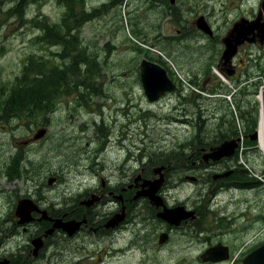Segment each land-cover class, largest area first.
I'll use <instances>...</instances> for the list:
<instances>
[{
  "label": "rangeland",
  "instance_id": "rangeland-1",
  "mask_svg": "<svg viewBox=\"0 0 264 264\" xmlns=\"http://www.w3.org/2000/svg\"><path fill=\"white\" fill-rule=\"evenodd\" d=\"M18 1L22 2L21 14L9 16L6 11ZM36 1L0 0V114H16L14 119L0 120V259H8L10 264H200L196 256L207 243L200 241L210 238L214 243V230L233 229L222 239H254L246 228L242 235L238 230L255 217L261 225L264 216V152L257 138L261 109L258 93L264 90V42L246 41L225 60L224 38L241 18L264 21L261 0H174L173 4L170 0ZM200 15L213 32L211 38L192 25ZM66 32L80 39L79 50H72V56L80 57L84 51L88 56L67 64L85 68L87 60L95 58L94 66L84 73L90 78L99 69L98 81L94 79L89 85L82 72L76 79L62 70L52 83L58 85L51 101L52 112L28 116L25 112L40 109L32 110L31 105L27 110L21 105L24 111L7 108L5 101L24 58L34 52L35 57L54 59L52 53L59 51L55 38ZM107 50L108 57L104 56ZM142 58L167 68L176 91L149 102L139 78ZM58 69L64 68L58 65ZM191 87L226 94L213 97ZM242 112L252 114L249 124L246 117L240 118ZM43 127L47 135L33 140ZM244 129L250 133L233 160L248 169V175L240 173L235 179L247 181L251 187L213 183L214 194L208 202L197 201L194 190H209V182H213L210 176L206 184L188 182L183 176L192 174L187 169L197 157L199 144L215 143ZM143 163L148 177L151 169L168 164L170 189L176 191L166 187L165 192L179 202L203 205L197 226L203 236L188 241L187 232L179 234L182 237L172 234L171 248L159 247L157 236L146 244L132 235L134 218L129 216L124 224L128 229L122 226L110 232L89 224V235L77 234L66 249L54 255L51 236L47 241L52 244L40 252L29 244L35 236L42 237L46 222L34 223L26 232L16 222L14 211L20 198H31L51 211L56 199L69 203L93 194L85 203L90 205L102 189L100 180L105 183L103 190L110 185L123 187L130 176L142 174ZM50 176H57L61 182L49 184ZM228 185V189L223 188ZM88 189L80 197L71 196ZM134 192L130 189L126 198ZM118 207L114 199L105 197L97 211L106 222L120 210ZM143 230L149 231L150 225L145 224ZM158 231L154 229L155 235ZM129 242L139 250L129 247Z\"/></svg>",
  "mask_w": 264,
  "mask_h": 264
},
{
  "label": "flooded vegetation",
  "instance_id": "flooded-vegetation-1",
  "mask_svg": "<svg viewBox=\"0 0 264 264\" xmlns=\"http://www.w3.org/2000/svg\"><path fill=\"white\" fill-rule=\"evenodd\" d=\"M206 145V146H205ZM212 146V143H200L198 148H197V157L194 159V162H191V165L194 167H191L188 169V171L192 172L190 175H183L185 176L184 178L193 182V183H208V178L209 176L213 180V182H209L211 184V189L209 190H194V194L196 195V200L197 201H206L210 199V197L213 196L214 194V187L213 183H240L241 185H247L248 182L244 180H236L235 178L240 174V173H247L248 170L241 168L236 165L235 162H232V160H219V161H204L202 158V153L204 150H208L209 147ZM137 153V151H135ZM132 155V154H131ZM164 166V164H162ZM152 166V165H151ZM150 166V168H151ZM146 164L143 163L140 166L142 174H139L134 177H129V180H126L125 186L123 187H116L114 185H110L107 189H104L105 183L103 180H100L102 184V189H99L96 195L98 196L95 204L98 202L99 205H92L91 206H86L83 205L80 201L78 200H71L69 203L67 201H61L57 202L58 200L56 199L54 202V218H61L62 221H67V220H76V221H82L80 227L73 232L72 234H68L67 232L61 230V229H54V255L58 254L62 249H66L70 243L72 242L71 238L76 236L77 234H81L82 232L85 231V227H88L89 224L91 226L96 227H104L106 228V222L103 218V215H99L97 209L102 203L103 198H112L115 200L117 204H119V207L123 212H124V217L123 219L115 225L113 228H116L119 226L127 217L128 214H131L133 216V221H132V235L136 236L137 238L145 241L146 244H151L155 240V236H157V239L160 234H164L167 236L164 242L159 243V247H169L171 248L172 245H170V241L172 238V234H183V233H188L187 236L185 237L186 240L191 241L193 236H203L202 232L197 229V226L199 225V220L202 216V209L203 205L199 202H194V204H191V201L185 200L183 202L177 201L175 198L172 199L169 195L170 193L165 192V190L158 191L157 197L155 198L154 196H149V193L144 191L146 195L150 197L153 203L150 202V199L147 197H139L135 198L133 197L134 194L136 193L137 189L140 188V184L143 182V179H150V178H145L148 177L145 172ZM232 170L231 175L225 178L221 179H214L213 176L218 174L217 172L221 173L225 170ZM197 171H203L201 173H194ZM149 175H153V169H151L149 172ZM162 173L164 176V181L166 183V186L170 189L171 188V177H170V170L169 166H165L162 169ZM208 175V176H207ZM144 176V177H142ZM138 178V180H136ZM130 179H133L132 182H130ZM180 180V177L178 178ZM61 180L56 177L54 180V186H56ZM118 183V182H117ZM82 184V183H81ZM135 189L134 194H132L131 198H126V194L130 189ZM88 190H85L81 193L78 194H71L73 198L80 197L84 194H86ZM173 192L176 191V189H170ZM159 200V201H158ZM63 202L66 203L64 206H60V204H63ZM158 202V203H157ZM162 202V203H161ZM191 204L190 207L188 204ZM78 204V206H76ZM131 205V207H130ZM179 206H184L185 209L188 211H192V214L188 216L186 212H184ZM172 209V210H171ZM181 209V210H179ZM169 212H176V217H173L170 214H167ZM164 211V214L162 215L165 219L158 217V213ZM78 212H82L81 215H78ZM78 215V216H75ZM264 215V214H263ZM186 216V217H185ZM168 217L170 219H168ZM182 218V219H180ZM177 219V220H176ZM180 219V220H179ZM263 223L261 225H258L256 221L258 220L257 217L250 219L245 225L243 229H239L238 233L240 235L243 234V230L246 228L247 229V234H253L254 239H244L241 237L237 241H231L228 239H222V235L224 233L230 234L229 231L233 229H226L225 232L221 233L218 235V231L214 230L213 234H211L212 237L216 238L214 243H210V238H203L200 242L203 243V241H207L206 244H204L205 249L210 247L213 244H221L225 245L228 255L225 259H222V256H217V258L220 259H204L202 257V249L198 252V255L196 258L198 259V262L200 264H246V259L248 257V254L255 250L256 248L260 247L262 244H264V216L262 217ZM172 220V221H170ZM179 220V221H178ZM47 223H50L46 221ZM134 223V225H133ZM150 225V230L149 231H144L145 224ZM113 228H106V229H113ZM129 227L126 226L124 229H128ZM97 228H94L96 230ZM99 229V228H98ZM156 230H159L156 235L155 232ZM24 231H27V228H24ZM64 237L65 239L56 241V239L59 236ZM101 235H104L101 233ZM181 236V235H179ZM182 237V236H181ZM70 239V240H69ZM137 239V240H139ZM52 244V243H51ZM49 243V245H51ZM129 247L133 248L134 250H139L136 247H133L131 243L129 242ZM76 249V246H75ZM32 251V248H31ZM30 251V252H31ZM49 254V253H47ZM187 257V256H185ZM46 258V255H45ZM101 260V259H99ZM224 262V263H223Z\"/></svg>",
  "mask_w": 264,
  "mask_h": 264
},
{
  "label": "trees",
  "instance_id": "trees-1",
  "mask_svg": "<svg viewBox=\"0 0 264 264\" xmlns=\"http://www.w3.org/2000/svg\"><path fill=\"white\" fill-rule=\"evenodd\" d=\"M31 1L37 2L36 0H31ZM59 1L63 3L62 0ZM21 12H22L21 1H18L17 4H15L12 8H9L6 11V13L9 14V16H11L10 14L20 15ZM70 12L71 11L67 12L65 16L69 17ZM45 28L48 29L47 27ZM47 31L49 33H52L50 30ZM55 39H56V45L59 47V51H57V53L55 54L52 53L55 56L54 59L46 58L44 56L43 58L35 57V55L37 54L36 53L34 54V52L29 53L24 58L20 73L18 75H15L13 78L14 84L11 95L7 99V101H5L6 102L5 105L7 108L15 111H24L23 109L27 110L28 106L31 105L32 110L40 109L39 111H35L32 113L25 112L26 115L28 116H37L39 113H45L46 111L52 112L54 110V105L51 104V101L58 86V85L55 86L52 83L56 82L57 80L55 74L61 72L62 70L63 71L66 70L65 72H68V75H70L71 77H75L76 79H79V71L82 72L84 74V78L89 82V85H91V82L94 79L98 81L99 73H100L99 69H95L96 70L95 75L91 76L90 78H88L87 74L84 73L86 72V68L94 66L96 62L95 58L87 60V65L85 68L79 66V69H77L76 67H74L72 62L69 65L67 64L68 61H77L79 58L82 57L88 58L85 51L83 55L80 57L72 56V50L73 51L79 50L77 43L80 41V39L78 36H74L71 32H66L64 34L57 35ZM71 40H74V42L71 43ZM64 43H69L70 46L64 45ZM135 48L139 49L137 46ZM109 54L110 51L107 50L104 56L108 57ZM58 65H61L64 69L55 70V68ZM30 72L35 73V75L30 76L29 75ZM16 81L17 83H15ZM94 91L98 92L97 90ZM17 93L20 95L18 96ZM23 98H24V102L22 101ZM21 105H23V109L22 108L20 109ZM78 105L85 106L84 104H78ZM15 115L16 114L13 115L0 114V120L2 119L6 121V120L14 119ZM245 117H246V123L249 124L252 120V114H249L248 112H242L240 118L243 119ZM237 134L238 132L234 134L231 132L232 137L236 136ZM231 136H225V137H231ZM223 138L218 139V141L215 144L219 143Z\"/></svg>",
  "mask_w": 264,
  "mask_h": 264
},
{
  "label": "water",
  "instance_id": "water-1",
  "mask_svg": "<svg viewBox=\"0 0 264 264\" xmlns=\"http://www.w3.org/2000/svg\"><path fill=\"white\" fill-rule=\"evenodd\" d=\"M261 6L263 7L262 9L264 11V0L261 2ZM196 25L200 29L205 30V31H207V32L210 33V31L208 29V26L204 22L203 18H199L197 20V22H196ZM263 26H264V23H260L259 22V18L256 21H252V22H248V23H245V22H243L242 24L236 23L234 25V27H233V30H232L231 34H230L235 39L232 40L231 42H229L231 40L229 38H226L224 40L225 45L228 46V49L226 50V57L228 58L232 54H234V52L236 51V46L238 44H240L243 41L248 40V39L249 40H253L254 39V30L255 29H257V35L259 37L263 38L264 37V27ZM242 29H244V30H242ZM249 34H253V36H252L253 38L252 37L249 38L248 37ZM232 47H233V49H232ZM154 67H156V69ZM140 68H141V74H140L141 81L143 82L142 84H143V87H144V93L147 96L148 100H153V99L157 98L159 96V94L163 93L165 90L174 89V87L172 85V82L170 81V79H168V77L166 75V71L161 66H159V65H157L155 63L149 62L146 59H143L142 62H141ZM160 87H163V89L162 88L160 89ZM262 106H263V112H264V93H263ZM43 132L44 131H42V130L40 132H38V134L35 135L34 139H37V137H39L40 135H42ZM237 139H239V138H237ZM225 144L227 146H229V147H228L227 152L225 154H223V156L224 155L229 156L233 152V149L236 147L237 144H236V141L235 140L224 141V142L221 143V145L219 146V148H221ZM221 156H222V153L216 155V157H214V159L215 158H220ZM52 181H53V179H50L49 180V183H51ZM23 202H28V203L30 202V204L32 205L31 201H29V200H24V201H21L20 200V203H19V205L17 206V209H16V214L18 216H20L19 215V209L21 207H23V209L27 212V214L30 211V207H28V206H22L21 203H23ZM25 207H26V209H25ZM23 219H25V216L23 217ZM53 229H54V227L51 228L48 232L52 231ZM39 246H40V241H39V243L36 242V247H39ZM212 249H214V248H211V249L207 250L206 251V254H211Z\"/></svg>",
  "mask_w": 264,
  "mask_h": 264
},
{
  "label": "bare ground",
  "instance_id": "bare-ground-1",
  "mask_svg": "<svg viewBox=\"0 0 264 264\" xmlns=\"http://www.w3.org/2000/svg\"><path fill=\"white\" fill-rule=\"evenodd\" d=\"M262 122H263V120L261 119V117L259 118V122H258V141H260V148L263 150V152H264V135H263V124H262ZM228 147L229 146H227L226 144L224 145V146H222L221 148H219V149H217V152H215V153H213L211 156L214 158V157H216V155L217 154H220V153H222V154H225L226 152H227V150H228ZM133 151V150H132ZM130 152H131V150H129V154H130ZM137 153H138V151H137ZM191 167H194V166H190V168ZM188 170V169H187ZM48 183H49V181H48ZM50 184V183H49ZM145 184L146 185H148V188H147V190H145L146 192H148L149 193V196H153L152 195V187L155 185L156 186V188L159 186V184L157 183V180L156 181H153V182H145ZM155 188V189H156ZM155 189L153 190V192L155 191ZM22 204V206H28V207H30V210L31 209H34V206L33 205H31L30 203H28V202H23V203H21ZM21 206V205H20ZM27 207V208H28ZM25 209H26V207H25ZM179 210H181V209H179ZM167 214H170V215H172L173 217H176V212H169L168 211V213ZM19 215H20V218L22 219V217H24L25 216V219L27 220V219H29V216L27 215V212L23 209V207H21L20 209H19ZM163 215V214H162ZM168 219H170L169 217H168ZM170 221H172V220H170ZM63 226V228L64 229H66L67 231H69L70 230V228H72L73 226H75V223L74 222H68V223H65V224H63L62 225ZM246 264H264V255H263V251H262V253H260V256L258 257V258H256V259H254V257L253 256H251V257H249L247 260H246Z\"/></svg>",
  "mask_w": 264,
  "mask_h": 264
}]
</instances>
